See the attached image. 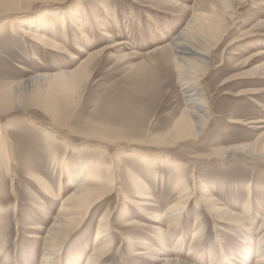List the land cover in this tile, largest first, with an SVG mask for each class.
Segmentation results:
<instances>
[{"label":"rangeland","instance_id":"rangeland-1","mask_svg":"<svg viewBox=\"0 0 264 264\" xmlns=\"http://www.w3.org/2000/svg\"><path fill=\"white\" fill-rule=\"evenodd\" d=\"M175 1L193 5L196 0ZM56 3L54 0H36L29 6L27 2L23 4L25 8L27 7L23 10L25 11L23 15L45 14L47 19L54 20V35H61L59 38L67 36L66 46L75 53H79L76 42H82L81 44H85L84 46L91 51L108 43L109 41L102 34L101 27L110 30L116 40H126L120 51L138 53L133 58L118 60L113 56L116 54V50H113L103 53L98 58L99 64L93 67L90 79L85 84L81 105L73 114L74 117L78 116V122L89 115V111L94 113L101 111L103 102L113 95L117 97L136 90L143 91L139 88L140 81H145L147 86L145 92L140 93L141 97L146 95L142 99L144 102L142 107L148 112L147 117L160 119L164 113L175 111L182 106L184 94L172 65L161 62L159 52L150 55L146 53L167 44L186 25V15L176 14L175 10L167 8L162 0H68L65 3L66 9L80 7L81 20L79 21L85 24L83 29L87 34L89 33L87 38L81 35L83 30L72 25L69 19L66 28H63L57 22L58 15L49 14V10H56V6L59 5ZM102 3H105L108 11L111 10L110 13L103 10ZM94 14L98 17L97 21ZM0 18V24L3 25L0 31V82L2 81L0 85L20 81L33 72H55L60 68H72L78 63L71 61L65 53H54L16 32L7 30L4 23L9 18L5 16ZM88 18L87 25L85 22ZM262 21V24H257ZM228 27L223 40L212 51L210 69L203 78L204 89L209 91L211 107L215 110L216 116L198 140L182 142L171 149L173 151L171 153L175 155L174 152H180L175 156L182 160L183 171L191 187L194 177L202 179V183H207V186L213 188L216 199L232 210H236L237 213L244 212L247 188L250 187L253 195L250 200L251 220L246 219L236 223L224 222L222 227L218 228L215 220L207 213V209L193 202L184 215L180 229L174 234L170 246H161L160 234L155 228L158 223L140 215V211L131 205L135 214L132 213L127 217H134L138 222L141 221L142 225L138 223L126 225V222L120 220L125 208L119 196L111 194L103 202L99 201L92 207L81 227L55 246L56 264H84L94 247L98 219L108 207L113 210L110 218L112 226L119 232H113L106 237L109 255L102 264H169V262L176 264L177 259L190 260L191 264H254L258 237L263 234V231L258 232V228L261 217L264 216L262 210L264 164L243 155L212 160L193 157L197 153H209L214 147L252 141L257 134L264 131V123H260L263 127H258L260 125L258 123L240 124L227 121L228 118H242L245 121L261 117L264 119V74L237 76L222 85L225 79L264 63V0H234L232 16L228 17ZM247 29L252 31L249 35L241 34ZM50 32L52 31L47 34L49 35ZM233 40L235 43L229 45ZM260 52L262 54H258ZM106 54L107 56H104ZM151 56L156 60H150ZM143 75L145 77L148 75L147 79ZM241 89H261L262 91L236 95L235 93ZM93 103L96 104L92 106ZM28 119H32L33 124ZM6 121L14 123L7 132L11 136L10 145L15 169L13 177L4 174L0 191L2 260L5 259V264H40L46 230L53 222L62 196L57 200L47 197L42 193L41 188L28 178L30 175L27 169L42 167L41 175L50 180L52 185H58L59 175L52 174V168L48 167L50 162L48 156L42 152L36 154L29 152L30 146L34 148L45 146L39 129L43 125H50L51 121L38 108L9 113L0 119V123H6ZM78 122L68 121L69 125L80 128ZM54 128L59 137L67 136L68 143L71 145L83 147L80 150V156L96 157L99 151L105 148L104 141L84 138V135L80 133L70 132L64 125ZM118 144L125 145L124 142ZM59 146L62 147L61 144ZM114 146L107 147L109 153L123 150L122 147L114 148ZM63 150H59V153ZM152 151L150 147H147L148 153ZM157 152L165 153L163 150ZM157 152L154 150L152 153ZM134 153L127 149L120 155V160L123 164L132 162L136 157ZM122 169L123 166L121 171ZM162 173L166 177L165 182L153 180L149 174L145 175V179L153 186L152 193L155 197V200L149 201L153 203L150 210L157 211V208L163 210L176 198L172 190L171 169L168 168ZM66 178L65 176L63 196L68 195L72 190ZM42 207L48 209L49 215H43ZM196 217L203 227L204 234L197 242L196 255L188 256L193 233L197 230L194 225ZM36 227L39 228L33 229ZM249 227L252 229L250 230ZM145 242L155 244L156 252L145 248ZM136 251H139V254L134 255Z\"/></svg>","mask_w":264,"mask_h":264},{"label":"bare ground","instance_id":"bare-ground-1","mask_svg":"<svg viewBox=\"0 0 264 264\" xmlns=\"http://www.w3.org/2000/svg\"><path fill=\"white\" fill-rule=\"evenodd\" d=\"M33 1L36 0H0V16L9 18L4 23L6 29L22 35L45 49L54 51V53H65L71 61L78 62L72 68H60L55 72H33L24 79H20V81H11L6 85H0V119L9 113L25 112L30 108H38L51 121L50 125L41 126L40 133L38 132L44 140L45 146H35V148L30 146L29 152L31 154L42 152L48 156L50 160L48 167L52 168V174L59 175L58 185H52L50 180L41 175L43 172L42 167L36 166L27 169L30 175L28 178L32 179L33 184L38 185L47 197L57 200L62 196V201L59 203L53 222L46 230L40 264H56L57 250L55 246L81 227L92 207L99 201L103 202L111 194H117L125 208L120 220L126 222V225L133 223L142 225L141 221L138 222L134 217H127L132 213L135 214L131 209L133 207L140 211V215H144L148 220L158 223L155 228L160 234L161 246H170L174 234L180 229L184 215L193 202H196L197 206L207 209V213L215 220L218 228H221L224 222L236 223L250 219V200L253 197L250 187L247 188L244 212L237 213L236 210H232L216 199L213 188L207 186V183H202V179L194 177L191 187L183 171L184 164L182 160L175 156L176 153L179 155L180 152H174L175 155L171 153L173 152L171 149L179 146L182 142L198 140L216 116L215 110L211 107L209 91L204 89L203 78L210 69L212 51L221 43L229 29L228 17L232 16L234 0H196L193 5L175 0H162L166 7L174 9L176 14L187 16L186 25L167 44L158 46L146 54L159 52L160 61L172 65L184 94L181 107L175 111L164 113L160 119L147 117L148 112L143 108L144 102L142 100L146 95L141 97L140 94L145 92L147 86L145 81H140L139 88L143 91L136 90L117 97L113 95L103 102L101 111L97 113L89 111V115L85 114L86 116L79 122L77 120L78 116L74 117L73 114L75 109L77 110V107L81 105L85 84L90 79L93 67L98 63V58L103 53L113 50H116V54H113V56L118 60L133 58L138 53L135 51L132 53L120 51L126 40H116L112 32L104 27H101L103 29L102 34L109 41L108 43L91 51L84 46L85 44L82 45V42V44L76 42V49L79 53H75L66 46L68 43L67 36L59 38L61 35H54V20L49 17L47 19L45 14L38 16L23 15L25 13L23 10L27 8L23 4L28 2L30 6ZM54 1L59 5L56 6L55 11L49 10V14L58 15L57 22L63 28H66L69 19L72 25L79 30H83L81 35L88 38L89 33L87 34L86 30L83 29L84 23L79 21L81 20L80 7L66 9L65 3L68 0ZM102 7H104V11H108V8H105V3H102ZM91 11L93 12V10ZM110 11L109 9L108 12L110 13ZM67 15L68 17H65ZM94 17L97 21L96 14H94ZM88 22L89 18L85 23ZM262 23L263 21L257 24ZM2 26L0 24V31ZM251 29H247L241 34L249 35L252 32ZM49 31L52 32L48 35L47 32ZM234 43L233 40L229 45ZM258 54L256 53V55ZM83 55L85 57H81ZM104 56H107V54ZM150 60L155 61L156 58L151 56ZM256 74H264V63L225 79L222 85L237 76H255ZM147 77L145 78L147 79ZM260 90L241 89L235 94H252L261 92L262 90ZM95 104L93 103L92 106ZM148 104L150 105V103ZM28 121L32 124L34 122L32 119H28ZM68 121H77L80 128L69 125ZM227 121L240 124L264 123L262 117L251 121H245L242 118H228ZM13 124L8 121L0 123V191L4 182V174L13 177L15 169L13 151L10 145L11 136L7 132V129L12 128ZM63 125L70 132L84 135V138H96L99 141H104L105 148L100 150L96 157L80 156V150L83 147L71 145L68 143L67 136L62 135V137H59L55 131V126ZM258 127H263V124ZM120 142H124L125 145L118 144ZM110 145H115L114 148L122 147L123 150L111 154L107 149ZM147 147H150L153 151L156 150V152L163 150L165 153H152L153 151L148 153ZM61 149L64 150L59 153ZM127 149L135 152L136 157L132 162L123 164L120 155ZM138 149L139 151H137ZM238 155L246 156L253 161L264 164V131L257 134L252 141L214 147L209 153H197L193 157L212 160L213 158L226 159ZM168 168L172 171V190L176 198L163 210H159L155 207L156 205L154 207L157 208V211L150 210L149 208L153 206V203L149 201L155 200V197L152 193L153 186L151 182L145 179V175L149 174L153 180L165 182L166 177L162 172ZM65 176L68 180L67 183L72 186V190L68 195L63 196ZM41 210L45 216L50 213L46 207H42ZM262 210L264 211V207ZM112 211L111 207H108L100 215L96 227L94 247L84 264H102L109 255L107 252L109 245L106 237L113 232H119L112 226L110 219ZM199 222L198 217H196L194 225L197 230L193 233L188 256L196 255L197 242L204 234L203 227ZM198 226L200 227L198 228ZM262 231L263 234L258 237L257 241L258 247L254 264H264V216L261 217L258 228L259 233H262ZM144 245L152 252L157 250L155 244L151 242H145ZM137 254H139V251L134 253V255ZM189 261L177 259L176 262H173L176 264H191ZM0 264H5V259L2 260L1 248Z\"/></svg>","mask_w":264,"mask_h":264}]
</instances>
